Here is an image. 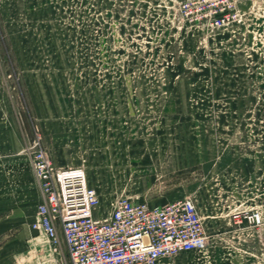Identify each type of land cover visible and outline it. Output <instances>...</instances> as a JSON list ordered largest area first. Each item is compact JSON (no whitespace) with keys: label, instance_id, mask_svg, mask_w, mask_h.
<instances>
[{"label":"rangeland","instance_id":"rangeland-1","mask_svg":"<svg viewBox=\"0 0 264 264\" xmlns=\"http://www.w3.org/2000/svg\"><path fill=\"white\" fill-rule=\"evenodd\" d=\"M182 1L0 0V157L19 125L98 216L192 199L207 247L162 264H264V0H198L197 29Z\"/></svg>","mask_w":264,"mask_h":264},{"label":"built area","instance_id":"built-area-1","mask_svg":"<svg viewBox=\"0 0 264 264\" xmlns=\"http://www.w3.org/2000/svg\"><path fill=\"white\" fill-rule=\"evenodd\" d=\"M198 6V0L182 1L184 20L195 29L202 20ZM28 159L41 193L30 229L44 235L57 264H63L60 235L69 264H162L207 247L209 236L190 198L159 205L119 196L98 216L99 196L82 167H54L38 143Z\"/></svg>","mask_w":264,"mask_h":264},{"label":"crops","instance_id":"crops-1","mask_svg":"<svg viewBox=\"0 0 264 264\" xmlns=\"http://www.w3.org/2000/svg\"><path fill=\"white\" fill-rule=\"evenodd\" d=\"M13 133L18 137V142L10 145L14 156L0 157V264H56L44 235L30 229L41 193L28 160L20 157L19 125ZM209 161L200 160V198L204 179L214 175L204 168ZM60 239V252L67 254L61 235Z\"/></svg>","mask_w":264,"mask_h":264}]
</instances>
